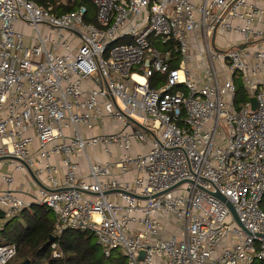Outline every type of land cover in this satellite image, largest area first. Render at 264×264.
I'll return each mask as SVG.
<instances>
[{
	"label": "built area",
	"instance_id": "obj_1",
	"mask_svg": "<svg viewBox=\"0 0 264 264\" xmlns=\"http://www.w3.org/2000/svg\"><path fill=\"white\" fill-rule=\"evenodd\" d=\"M92 1L96 23L0 0V159L40 182L31 201L0 192L4 220L45 205L57 236L89 232L127 264L264 263V0ZM16 253L1 242L0 264Z\"/></svg>",
	"mask_w": 264,
	"mask_h": 264
},
{
	"label": "trees",
	"instance_id": "obj_2",
	"mask_svg": "<svg viewBox=\"0 0 264 264\" xmlns=\"http://www.w3.org/2000/svg\"><path fill=\"white\" fill-rule=\"evenodd\" d=\"M40 6L51 8L57 14L77 11L85 6V22L96 23V6L92 0H32ZM176 66V63L173 64ZM166 75L157 73L150 79L152 88L165 84ZM235 104L239 107L250 100V94L241 79L236 80ZM56 219L48 207L32 202L15 216L4 220L0 228V243L16 244L17 253L12 264H127L125 255L113 250L106 257L95 237L85 231L66 228L56 234ZM57 243L60 257L53 255L52 243ZM252 264H264L255 261Z\"/></svg>",
	"mask_w": 264,
	"mask_h": 264
},
{
	"label": "crops",
	"instance_id": "obj_3",
	"mask_svg": "<svg viewBox=\"0 0 264 264\" xmlns=\"http://www.w3.org/2000/svg\"><path fill=\"white\" fill-rule=\"evenodd\" d=\"M262 6H264V3H262ZM21 24V23H20ZM237 36H239L238 34H236ZM239 39H240V36H239ZM102 131V129L100 128V127H97V129L95 130V133H100ZM140 144H135L134 145V152H139L140 151ZM114 151L116 150V151H119L118 150V148H115L114 146H113V148H112ZM91 151H93L94 152V157H95V159L97 158H100V160L101 161H107V157L103 154L104 152L103 151H101V148L100 147H96V148H92L91 149ZM95 152H96V154H95ZM92 154V153H91ZM92 156H93V154H92ZM116 156H118V155H116ZM79 159H81V158H79ZM54 163H56V164H58V165H60V160H59V158L58 157H55L54 158ZM81 163H82V168H83V171L85 172L86 170H87V166H86V163H85V161L84 160H82L81 159ZM0 164H2V163H0ZM1 166V165H0ZM7 169H11V172H12V174H10V173H4L5 175H12L13 177H14V175H13V172L15 171V169L13 168V166L12 165H9L8 167H7ZM61 170H62V168H61ZM129 175V177H127V178H131L132 177V175L131 174H128ZM2 176H3V174H2ZM2 176L0 177V192H2V191H4V190H6V189H8V188H10L11 190H13L14 191V194L16 195V196H18V197H22V198H25V199H27V201H31V199L32 198H30V197H27V195L26 194H24V192L26 193V192H28V189H29V187H31L32 185H34L35 187H36V190H34V191H36V192H32V194H37L38 193V185H39V183L33 178V176L31 175V178L33 179V181H35L38 185L36 186L33 182H32V180H30L29 179V177H28V175L27 174H21V177H20V179L23 181L21 184H20V187L19 188H17V186H15V187H13V183L12 184H10V185H7V184H5L2 180H1V178H2ZM15 178V177H14ZM3 222H4V219H1V224H3Z\"/></svg>",
	"mask_w": 264,
	"mask_h": 264
},
{
	"label": "rangeland",
	"instance_id": "obj_4",
	"mask_svg": "<svg viewBox=\"0 0 264 264\" xmlns=\"http://www.w3.org/2000/svg\"><path fill=\"white\" fill-rule=\"evenodd\" d=\"M15 28H16L18 31H21V32L24 33V34H27V37L25 38V44H31V43H32V41H31V37H29V35H28L29 33H31V30H30V29H28L27 27H25L23 24H20V23H16V24H15ZM43 30H44L45 33H47V30H46L45 28H44ZM32 35H33V37H36V35H37L36 31L32 32ZM220 37H221V38H220V41L225 42V41L223 40L222 36H220ZM227 38H228L229 40H231V41H234V42H235L236 40H239V36H237L235 33H231V34L227 35ZM224 39H226V38L224 37ZM108 121H109V120H107V126H106V130H107V131H108V130H111V129L114 128V126L110 125ZM42 162H44V160H42ZM51 162L54 163V160H52ZM0 163H2V164H0V165H1V166H0V177H1L2 174H3L1 180H2L5 184H7V182L4 180V177L6 176L4 173H7V172H8V173L12 174L11 169H7V167H8L9 165H8L6 162H0ZM39 166H40V164L35 162V167L38 168ZM21 174H23V173H22L20 170H15V171L13 172V175H14V177H15V179H14V181H13V184H12L13 187H15V186H17V188L20 187V184L23 182V181L20 179ZM26 174L28 175L29 179L32 180V182L35 184V182H34L33 179L31 178V174H30V173H26ZM127 177H129V175H127ZM40 179H41L42 181L45 180V174H44V173L40 175ZM36 186H37V185H36ZM34 190H36V187H35L34 185H32L31 187H29V189H28V191H29L30 193H32ZM34 192H36V191H34ZM163 222L166 224V226H167L168 228H170V230L176 229V227L178 226V223L175 222V221H174V222H170V221H168V220H164ZM3 241H6L5 238H3ZM102 252H103V251H102Z\"/></svg>",
	"mask_w": 264,
	"mask_h": 264
},
{
	"label": "water",
	"instance_id": "obj_5",
	"mask_svg": "<svg viewBox=\"0 0 264 264\" xmlns=\"http://www.w3.org/2000/svg\"><path fill=\"white\" fill-rule=\"evenodd\" d=\"M213 40H215V35L213 37ZM251 102H252V109L255 110L256 107H257V99L256 97H252L251 98ZM8 158H3V159H0V162L1 161H4ZM29 171H30V174L33 176V178L39 183L37 177L33 174L32 170L29 168ZM215 196H217L218 198H220L221 200L225 201L228 205V207L230 208V210L232 211V213L234 214V216L236 217V220L237 222L239 223L240 226H242L239 218L237 217V214L234 210V208L232 207L231 203L229 201L226 200V198L224 196H222L219 192L215 194ZM6 218V213L3 209H0V219H5ZM243 227V226H242ZM244 228V227H243ZM144 256V252H141V255H140V258H142ZM29 262L26 261L24 264H28Z\"/></svg>",
	"mask_w": 264,
	"mask_h": 264
}]
</instances>
